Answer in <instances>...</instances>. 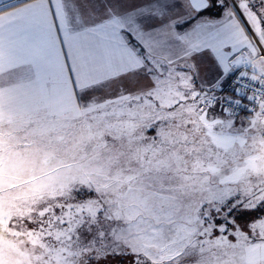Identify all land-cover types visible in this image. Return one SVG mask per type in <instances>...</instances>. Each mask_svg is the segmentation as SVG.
Here are the masks:
<instances>
[{"label":"snow or ice","instance_id":"snow-or-ice-1","mask_svg":"<svg viewBox=\"0 0 264 264\" xmlns=\"http://www.w3.org/2000/svg\"><path fill=\"white\" fill-rule=\"evenodd\" d=\"M0 264H264V0H0Z\"/></svg>","mask_w":264,"mask_h":264}]
</instances>
